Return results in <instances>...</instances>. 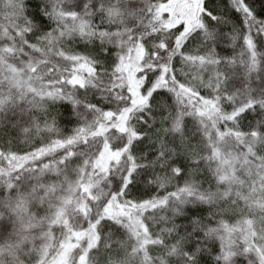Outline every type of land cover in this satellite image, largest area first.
<instances>
[{
	"label": "snow or ice",
	"instance_id": "6c2138e0",
	"mask_svg": "<svg viewBox=\"0 0 264 264\" xmlns=\"http://www.w3.org/2000/svg\"><path fill=\"white\" fill-rule=\"evenodd\" d=\"M0 264H264V0H0Z\"/></svg>",
	"mask_w": 264,
	"mask_h": 264
}]
</instances>
